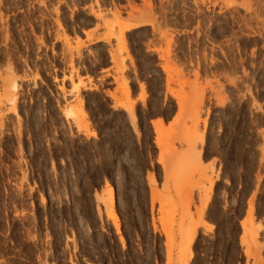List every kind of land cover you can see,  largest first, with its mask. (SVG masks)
<instances>
[{
    "label": "rangeland",
    "instance_id": "374dc122",
    "mask_svg": "<svg viewBox=\"0 0 264 264\" xmlns=\"http://www.w3.org/2000/svg\"><path fill=\"white\" fill-rule=\"evenodd\" d=\"M91 1L95 40L119 54L123 31L159 35L166 99L147 28L129 41L152 74L148 107L122 73L110 96L126 112L86 90L79 66L103 64L105 46L83 52L94 37L69 32L94 22L79 9ZM112 1L0 0V264H264V0H143L128 12L140 26L107 18ZM167 96L180 109L152 129Z\"/></svg>",
    "mask_w": 264,
    "mask_h": 264
},
{
    "label": "crops",
    "instance_id": "0c3cea01",
    "mask_svg": "<svg viewBox=\"0 0 264 264\" xmlns=\"http://www.w3.org/2000/svg\"><path fill=\"white\" fill-rule=\"evenodd\" d=\"M90 5H94V2H87L83 5H80L79 9L84 10L86 13L90 14ZM131 6L137 7L139 10L143 9V0L138 1H128L124 0L123 2L115 3L112 1L110 5L103 6L101 5V10L107 18L111 17V12L113 11H119L121 16L120 18L122 20H129V24H138L140 26L142 24V21L146 19L143 15L135 16V18H129L128 12L131 11ZM96 8V7H95ZM91 15V14H90ZM92 16V15H91ZM93 17V16H92ZM94 22L91 24V26L86 27L85 29H80L78 32L73 29V31L69 32L70 38L74 41L77 37L80 38V40L86 42L87 41V34L89 33L94 37L95 39H98L99 37L103 36L105 33V29L103 28L102 22L98 21V19L94 18ZM156 22L159 24V20L157 19ZM159 27L161 30H163L164 26L162 24H159ZM149 29L150 33L148 37L141 41V48L144 53L151 54L155 57L154 64H153V70L155 74H158L161 79V85L163 87V90L160 92L162 100L166 99V80L167 75L163 71L162 66L164 64V61L160 59V54L155 52L154 48H160L164 49V44L160 40V37L154 30L148 26H141L137 28H133L128 31H123L124 40H125V48L127 53L119 54V50L116 47V41L111 40V43H107L105 41L101 40H95L92 43H86V47L82 49V51H87L89 47H93L99 43H102L105 46V62L103 64H92L91 67L88 65H81L79 66V77L83 80V82L86 85V90L90 89H96L103 97H105L109 101V106L113 109L122 110L123 109L115 106V100L110 96L111 94H115L117 97H120L118 85L115 83L114 79L116 77H120V73H122V76L126 81L129 82V96L130 100L133 103L134 109L137 108H147L149 105V99H150V88H149V82L148 79L152 77V74L142 71V65L140 61L135 57V54L132 51L131 42L129 41V36L132 34L140 33L143 29ZM178 36H181V33H177L175 38L177 39ZM126 54L130 56V59H125L123 63H121V58L126 57ZM122 64L124 68L120 69L122 67ZM191 80V79H190ZM201 80H204V75L201 76ZM144 91L145 95L147 96L145 102L142 101V92ZM169 100L173 102L174 110L172 114L169 117H163L160 114H155L153 116H149L147 118V125L150 126L152 129L155 128L154 122H157V126H164L167 128L169 124L172 122L173 117L178 113L179 111V105L177 100H175L172 97H168ZM115 107V108H114ZM126 112V111H124ZM162 120V123H158ZM161 124V125H160ZM153 125V127H152ZM154 133V130H153ZM154 138V135H153ZM215 164V163H214ZM253 262L250 261L249 264H252Z\"/></svg>",
    "mask_w": 264,
    "mask_h": 264
},
{
    "label": "bare ground",
    "instance_id": "6f19581e",
    "mask_svg": "<svg viewBox=\"0 0 264 264\" xmlns=\"http://www.w3.org/2000/svg\"><path fill=\"white\" fill-rule=\"evenodd\" d=\"M107 200L103 202H105L106 204V209H107V216L111 219L113 227L116 231V233H120V228H119V219L117 217V215L114 212L113 209V199H112V193L111 191L108 192V197L106 198Z\"/></svg>",
    "mask_w": 264,
    "mask_h": 264
}]
</instances>
